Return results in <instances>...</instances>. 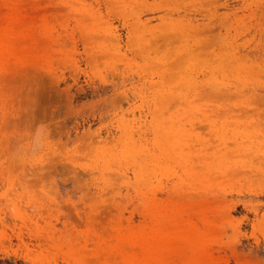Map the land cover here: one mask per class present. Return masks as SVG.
Wrapping results in <instances>:
<instances>
[{"label": "rangeland", "instance_id": "1", "mask_svg": "<svg viewBox=\"0 0 264 264\" xmlns=\"http://www.w3.org/2000/svg\"><path fill=\"white\" fill-rule=\"evenodd\" d=\"M10 27L0 264H264V0H0Z\"/></svg>", "mask_w": 264, "mask_h": 264}, {"label": "bare ground", "instance_id": "2", "mask_svg": "<svg viewBox=\"0 0 264 264\" xmlns=\"http://www.w3.org/2000/svg\"><path fill=\"white\" fill-rule=\"evenodd\" d=\"M136 1H138V0H136ZM200 9V8H199ZM14 33H15V31L13 30V28L12 27H10L7 31H5L4 32V34H2V35H0V48H1V53L4 55V54H6V55H10L11 54V52L14 50L13 49V47H12V44H11V42L8 40V38L10 37V36H12V35H14ZM235 43V42H234ZM16 49V48H15ZM17 50V49H16ZM258 53V52H257ZM256 54V53H255ZM261 54V53H260ZM251 56H252V54H251ZM254 56V55H253ZM252 58V57H251ZM256 59V58H255ZM257 60V59H256ZM259 60V59H258ZM264 90V89H263ZM258 99H260V97H258ZM264 99V98H263ZM263 99H260V100H257L258 102H257V104L259 103V101H260V103H261V101L263 100ZM260 103H259V105H260ZM263 103H264V101H263ZM259 109V108H258ZM257 110V109H256ZM257 114V113H256ZM262 114H264V111H263V113ZM262 114H261V116H262ZM260 116V118H262ZM264 118V117H263ZM263 123H264V121H263ZM260 126H262L261 125V123L259 124ZM263 126H264V124H263ZM264 172V171H263ZM258 175V174H257ZM261 177H263V176H261ZM104 234V233H103ZM106 236V235H105Z\"/></svg>", "mask_w": 264, "mask_h": 264}]
</instances>
